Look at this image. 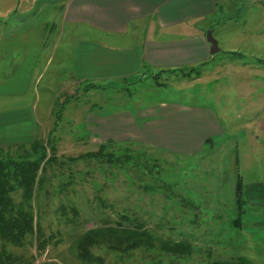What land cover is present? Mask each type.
Masks as SVG:
<instances>
[{
	"label": "rangeland",
	"instance_id": "374dc122",
	"mask_svg": "<svg viewBox=\"0 0 264 264\" xmlns=\"http://www.w3.org/2000/svg\"><path fill=\"white\" fill-rule=\"evenodd\" d=\"M253 1L231 2L211 18L219 52L205 65L113 83L73 81L68 30L59 36L62 0L42 1L36 7L43 3V11L18 17V24L33 21L19 33L41 30L44 42L29 51L25 42V67L32 61L38 77L30 84L25 77L16 94L30 120H1L0 158L31 160L39 145L49 160L30 201L33 233L19 247L0 241L8 264H84L76 246L94 229L104 235L90 252L104 264H264V0ZM160 103L187 109L162 115V133L176 129V137L157 146L110 137L132 132L117 121ZM9 196L21 201L18 189ZM117 226L144 231L150 246L123 250L126 234H108ZM166 242L186 243L189 253L163 252Z\"/></svg>",
	"mask_w": 264,
	"mask_h": 264
},
{
	"label": "crops",
	"instance_id": "0c3cea01",
	"mask_svg": "<svg viewBox=\"0 0 264 264\" xmlns=\"http://www.w3.org/2000/svg\"><path fill=\"white\" fill-rule=\"evenodd\" d=\"M42 1L50 0H0V122L5 120L3 126L30 120L24 109L18 108L16 92L25 84V77L29 84L37 79L34 64L31 61L28 69L25 61L27 51L43 47L44 41L41 30L39 35L19 33L33 21L18 24V17L31 14L34 9L43 11V3L36 7ZM234 1L62 0L59 36L68 30L73 81L113 83L147 73L205 65L212 56L205 39V33L212 32L209 21L218 12L228 10ZM253 2L263 3V0ZM10 17L17 21L8 22ZM25 42L29 44L27 51ZM13 50H18L19 57H12ZM40 54L38 51V57ZM49 59L48 52L43 61L45 66ZM166 107L169 109L164 110ZM186 111L182 105L160 103L145 109L146 113L139 111L137 118L130 115L117 121L121 130L132 132L110 137L129 135L140 144L162 145L163 137L174 138L178 132L175 129L162 133V115L172 117ZM133 119L140 120L144 129L138 130ZM132 125L135 131L131 130ZM149 135L152 140L148 139Z\"/></svg>",
	"mask_w": 264,
	"mask_h": 264
},
{
	"label": "trees",
	"instance_id": "16d2710c",
	"mask_svg": "<svg viewBox=\"0 0 264 264\" xmlns=\"http://www.w3.org/2000/svg\"><path fill=\"white\" fill-rule=\"evenodd\" d=\"M34 149L36 153L31 160L14 161L10 158H0V241L16 247L21 246L24 238L33 233L34 226L30 201L37 182L38 172H42L43 166L49 160L46 158L42 147L34 145ZM91 156L95 155L92 154ZM15 189L21 192V201L16 205L9 196V193ZM240 189L241 184L237 178L234 185V199L237 208L242 203ZM122 218L121 220H124ZM115 230L117 231L109 227L108 234H126L127 236L125 237V242L119 245L123 250L136 248L140 244L150 246L151 237L144 231L131 230L135 232H121L124 230L121 226H117ZM103 235L100 229L87 230L79 239L76 248L77 258L80 262L84 264H104L101 258L93 256L90 252L92 245ZM160 250L169 254L182 256L189 253V245L180 242H166L160 245ZM9 262V256L5 252L0 251V264H8ZM236 264H247V261L241 258Z\"/></svg>",
	"mask_w": 264,
	"mask_h": 264
},
{
	"label": "water",
	"instance_id": "95a60500",
	"mask_svg": "<svg viewBox=\"0 0 264 264\" xmlns=\"http://www.w3.org/2000/svg\"><path fill=\"white\" fill-rule=\"evenodd\" d=\"M205 39H206L207 43L209 44V54L214 55V54L218 53L219 48L217 46V42L215 39H213V37L211 36V33L209 31H207L205 33Z\"/></svg>",
	"mask_w": 264,
	"mask_h": 264
}]
</instances>
